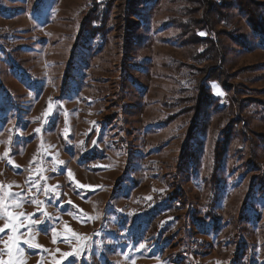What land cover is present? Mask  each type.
<instances>
[{
  "label": "rangeland",
  "instance_id": "374dc122",
  "mask_svg": "<svg viewBox=\"0 0 264 264\" xmlns=\"http://www.w3.org/2000/svg\"><path fill=\"white\" fill-rule=\"evenodd\" d=\"M89 2L0 0V264H264V8L223 11L219 72L197 0H136L73 52Z\"/></svg>",
  "mask_w": 264,
  "mask_h": 264
},
{
  "label": "trees",
  "instance_id": "16d2710c",
  "mask_svg": "<svg viewBox=\"0 0 264 264\" xmlns=\"http://www.w3.org/2000/svg\"><path fill=\"white\" fill-rule=\"evenodd\" d=\"M115 1L116 0H90L89 7L87 12L85 13L84 18L81 20L79 30L75 37V42L73 43V52L80 46H88L90 44L96 43L98 45H103L110 32L112 30H116L120 28L121 25H127L128 30H131L134 26L129 25L131 23V12H133V7L135 5L136 0H124L125 4L122 8L121 21L115 25L113 24L111 16L113 15V11L115 10ZM200 6V10L203 12L201 23L202 29L208 31V37L204 38L205 46H207L208 51H205L207 54L212 55V59L215 63L214 70L220 69V64L223 61L224 53L222 52L223 46L219 40V34L217 33L215 27L221 26L225 27L226 24L231 22V16L228 13H223V11H229L230 8L236 7L242 11V13L247 16L248 22L254 27L260 28L259 19L261 18L262 9L264 8V4L255 3L254 0H232L231 5H227L225 0H197ZM127 14L128 18L127 19ZM126 19H125V18ZM128 21V22H127ZM128 23V24H127ZM120 24V26H118ZM223 25V26H222ZM126 27V26H124ZM236 28V27H235ZM204 41L203 39H200ZM202 57L204 55H201ZM207 60V58H205ZM221 72V71H219ZM218 72V76L222 73ZM216 76V77H218ZM215 78V77H214ZM204 84V83H203ZM116 92V91H115ZM207 89L205 86H200L198 89V107H204L207 103L209 97L207 96ZM116 94V93H115ZM117 96V95H115ZM205 98V99H203ZM203 100H206L205 103H202ZM192 132V131H191ZM190 135L188 137V142H190ZM248 137L246 134L245 138ZM223 139L218 142H222ZM220 142V143H221ZM187 148V147H185ZM225 149L217 143L214 149L213 155V165L212 171L210 175V200H209V212L212 217L214 215V210L217 203V195H218V186H219V168L220 162L222 160L223 152ZM250 164L251 161H250ZM253 167V165H252ZM176 192V191H175ZM176 199L180 203H184L187 201L184 192L175 196Z\"/></svg>",
  "mask_w": 264,
  "mask_h": 264
},
{
  "label": "snow or ice",
  "instance_id": "6c2138e0",
  "mask_svg": "<svg viewBox=\"0 0 264 264\" xmlns=\"http://www.w3.org/2000/svg\"><path fill=\"white\" fill-rule=\"evenodd\" d=\"M199 34L201 36L205 35L204 32H200ZM213 87L215 88L216 86L214 85ZM36 132L39 133L40 132V129L37 128L36 129ZM93 143H95V141ZM60 163H63V162L61 161ZM68 175L71 176L72 173L69 171L68 172ZM77 186L80 187V188L85 187L84 185H77ZM49 191H53V189H50L48 187H45L44 188V193L45 194H47ZM33 202L36 203L37 205H40L41 204V201H39V200H35ZM6 215L8 217V222L5 223L4 228H0V233H2L5 228H11V230H12V233L13 234L12 235H9L8 238H7V240L5 241V246L8 249V255L11 257V255H12V246L19 243V239L17 238V236L15 234L18 231V228L20 227V225H17V224L14 223V221L17 219V217L14 216L11 212H7ZM45 215H47V214L45 213ZM29 219H31V218H29ZM38 222H39L38 220H32V223L33 224H36ZM70 231L71 230L65 225V232H70ZM73 235H75V233H73ZM76 238L80 242V243H78L77 248L74 249L73 252L63 253L62 254L63 256H65V257L72 256L74 254V252L77 255L79 254V248L83 246V243L84 242H83V240L80 237H76ZM66 239H67V237H66ZM23 242L25 244L31 245V239H25ZM32 246H34V245H32ZM140 247L143 248L144 245L141 244ZM18 251H21L22 252L23 250H18ZM3 264H7V262H3ZM57 264H59V262H57Z\"/></svg>",
  "mask_w": 264,
  "mask_h": 264
}]
</instances>
